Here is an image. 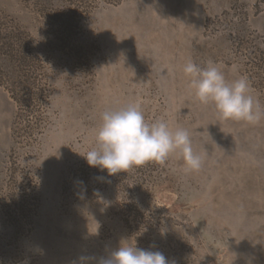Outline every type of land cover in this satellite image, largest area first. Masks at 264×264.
<instances>
[{"label": "rangeland", "instance_id": "374dc122", "mask_svg": "<svg viewBox=\"0 0 264 264\" xmlns=\"http://www.w3.org/2000/svg\"><path fill=\"white\" fill-rule=\"evenodd\" d=\"M189 59L246 76L264 114V0H0V264H100L133 238L171 264H264V115L201 104ZM134 102L189 132L198 171L178 150L87 164L101 114Z\"/></svg>", "mask_w": 264, "mask_h": 264}, {"label": "clouds", "instance_id": "9594fccd", "mask_svg": "<svg viewBox=\"0 0 264 264\" xmlns=\"http://www.w3.org/2000/svg\"><path fill=\"white\" fill-rule=\"evenodd\" d=\"M182 71L189 77V86L201 104L214 105L226 120L258 122L262 115L250 94V83L244 75L228 81L222 66L209 63L201 67L191 59ZM179 151L184 172L198 171L203 157L194 153L189 132L183 128L170 129L162 120L148 122L139 102L116 110H105L96 133L94 147L81 154L87 164L107 170L109 175L128 171L147 162L163 165L173 152ZM80 154V153H79ZM100 264H171L160 251L141 249L134 238L123 242Z\"/></svg>", "mask_w": 264, "mask_h": 264}]
</instances>
